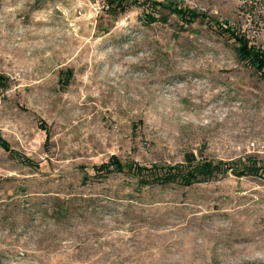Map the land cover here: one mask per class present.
Here are the masks:
<instances>
[{"label": "rangeland", "instance_id": "obj_1", "mask_svg": "<svg viewBox=\"0 0 264 264\" xmlns=\"http://www.w3.org/2000/svg\"><path fill=\"white\" fill-rule=\"evenodd\" d=\"M126 1L0 0V264H264V178L175 176L264 165V74L217 23L264 49V0Z\"/></svg>", "mask_w": 264, "mask_h": 264}, {"label": "trees", "instance_id": "obj_2", "mask_svg": "<svg viewBox=\"0 0 264 264\" xmlns=\"http://www.w3.org/2000/svg\"><path fill=\"white\" fill-rule=\"evenodd\" d=\"M147 1V0H146ZM154 5H161L162 7L170 8L173 12L177 14L178 17L185 23L187 21H194L197 17L200 16L195 9L182 8L175 5V0H166L169 1L167 3L159 2V1H151L148 0ZM107 6L111 8L113 12L117 10L125 11L128 7V3L126 0H106ZM223 25L224 32H227L232 38L236 40L238 43V55L239 57L254 67L257 71L264 74V49L260 47H256L248 40L241 35L242 33L237 28L230 25L228 20H224L223 22H217ZM7 77L0 73V82H6ZM186 164L189 165V171L186 173L181 170L179 171L178 177L179 183H185L187 185H192L195 182H208L211 179L217 177L218 175L232 172L235 175H243V174H253L257 175L260 178H264V165H258V163L253 164H243L238 165V162H242V159L238 160V162L224 161L221 159H209L207 157H198L193 152L186 153L185 156ZM174 172L179 169V166H171ZM182 169V168H181ZM170 170L166 171L163 176V180L161 182L163 185L167 184L165 179L168 176H172V173H169ZM183 174V175H182ZM182 175V176H181ZM161 178V177H157ZM142 183H148L147 181L141 180Z\"/></svg>", "mask_w": 264, "mask_h": 264}, {"label": "built area", "instance_id": "obj_3", "mask_svg": "<svg viewBox=\"0 0 264 264\" xmlns=\"http://www.w3.org/2000/svg\"><path fill=\"white\" fill-rule=\"evenodd\" d=\"M151 1H159V2H164L166 0H151Z\"/></svg>", "mask_w": 264, "mask_h": 264}]
</instances>
